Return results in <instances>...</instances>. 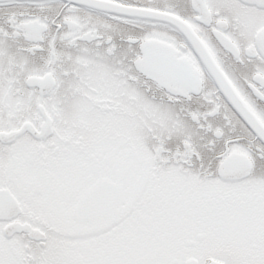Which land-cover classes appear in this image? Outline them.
Wrapping results in <instances>:
<instances>
[{
	"label": "snow or ice",
	"instance_id": "6c2138e0",
	"mask_svg": "<svg viewBox=\"0 0 264 264\" xmlns=\"http://www.w3.org/2000/svg\"><path fill=\"white\" fill-rule=\"evenodd\" d=\"M0 264H264V0H0Z\"/></svg>",
	"mask_w": 264,
	"mask_h": 264
}]
</instances>
